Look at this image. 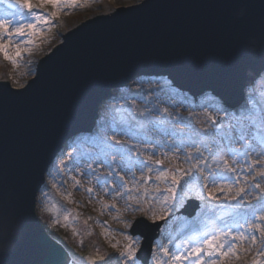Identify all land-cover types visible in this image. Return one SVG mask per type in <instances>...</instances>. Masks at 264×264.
I'll return each instance as SVG.
<instances>
[{
    "label": "water",
    "instance_id": "95a60500",
    "mask_svg": "<svg viewBox=\"0 0 264 264\" xmlns=\"http://www.w3.org/2000/svg\"><path fill=\"white\" fill-rule=\"evenodd\" d=\"M262 73L264 0H144L66 32L25 86L0 81V264H68L36 214L38 193L114 93L154 76L238 110ZM198 208L189 200L181 213ZM141 219L147 254L162 222Z\"/></svg>",
    "mask_w": 264,
    "mask_h": 264
},
{
    "label": "snow or ice",
    "instance_id": "6c2138e0",
    "mask_svg": "<svg viewBox=\"0 0 264 264\" xmlns=\"http://www.w3.org/2000/svg\"><path fill=\"white\" fill-rule=\"evenodd\" d=\"M78 3L79 0H0V55L5 61L18 66V61L28 52V46L34 45L36 38L43 35V30L52 26L58 11L71 9ZM44 9L52 11L45 14L41 11ZM22 37L24 39H20ZM154 83L160 87L141 90L140 94L131 97L141 100L145 108L126 104L113 110L111 118L101 127L102 134L98 133L87 141L94 151L80 154L73 151L68 154L67 160H60L57 175L61 176V180L59 185L53 184V188L59 190L65 185L62 171L67 169L76 173L69 176L73 188L79 189L77 176L91 177L107 195L114 200H123L125 210L142 212L144 208L141 205L148 202L159 203L167 213H176L185 207L186 201H199V211L192 219L183 218L176 233L168 230L169 221L165 225H156L170 247L157 238L152 242L155 248L147 254L142 247L144 235L136 229L142 225L151 228L152 225L143 219L121 220L115 203L108 205L100 201L104 208L117 212L114 220L120 221L124 229H130L115 230L120 231L125 240L122 245L119 241L111 245L118 249L117 264H232L233 258L240 259L238 243L244 242L258 246L257 257H264V163L259 159L255 162L247 159L249 152L258 158L264 157V115L254 112L227 113L223 107L213 108L216 112H225L226 118L207 116L208 126L198 128L191 115L185 117L177 113L173 117L169 112V107L175 108L178 104L186 109L191 107L186 98L181 97L170 82L157 80ZM162 94L165 96L163 101ZM160 103L169 107L161 108ZM177 124L181 127L176 128ZM150 128L177 139L171 143H158L145 135ZM121 137L134 143H127ZM234 143L243 144V150L233 148ZM141 144L152 147L142 150L139 147ZM160 148L167 149L164 153L166 159H171L168 152L183 154V162L190 167H162L163 159H152ZM142 152L148 153L147 159L141 158ZM222 154L233 158L232 165L241 163L246 167L237 169L230 166ZM213 157L220 158L215 171L212 169ZM93 164L104 165L108 169L107 175H97ZM134 170H139L142 175L139 179L131 175L129 186L119 173L130 174ZM245 177H251V180ZM85 191L91 195L93 188L88 187ZM221 195L224 197L222 201ZM64 198L68 203L73 202L70 192ZM132 200L138 202L135 207L131 204ZM69 219V215H64L65 222ZM72 219L75 222L76 217ZM151 220L155 225L157 221L165 220V215L153 211ZM87 223L88 220H85L84 224ZM104 228L102 235L107 238L111 230L106 223ZM78 234L73 232V235ZM169 256L170 260L167 259ZM88 259L90 264H96L105 257L97 255ZM251 264H264V259L254 258Z\"/></svg>",
    "mask_w": 264,
    "mask_h": 264
},
{
    "label": "rangeland",
    "instance_id": "374dc122",
    "mask_svg": "<svg viewBox=\"0 0 264 264\" xmlns=\"http://www.w3.org/2000/svg\"><path fill=\"white\" fill-rule=\"evenodd\" d=\"M142 1L144 0H79L77 6L71 9L58 11V16L53 21L52 26L43 30V35L36 38L37 42L34 45L28 46V52L18 61V66L5 61L2 55H0V81L9 82L15 88H22L35 75L36 67L40 59L47 55L62 41V36L66 32L94 16L110 14L119 7H127L139 4ZM41 11L47 14V12L52 11V9H44ZM20 39L24 38L22 37ZM14 51L15 49L13 48V54ZM157 80L170 82L171 86L180 93L181 97L186 98V102L192 105L186 109L181 104H178L175 108H171L166 103H160L159 107H169V112L173 115V117L177 113L185 117L191 115L193 117V122L196 123L198 128L208 126L206 121L207 116L226 118L225 112H254L257 115H264V73L261 74L260 78L255 82L254 87L252 88L250 102L238 110L231 106H225L220 100L214 97L193 96L189 92H185L177 88L173 82L167 78L154 76L140 77L111 96L106 105L100 111V119L96 121L93 132L90 133L79 145L66 152L62 159L67 160L68 154L72 153L73 151H75L77 154L90 153L94 151L93 146L87 141L96 134L101 133L102 125L106 120L111 118L113 110L119 105L126 104H133L135 108L138 109L145 108L146 105L141 100H133L131 97L140 94L141 90H152L150 88L149 82ZM164 99L165 96L162 95L161 101ZM201 105L210 106L201 107ZM219 107H223L225 112H216L213 110V108ZM153 115L156 116L158 113H153ZM175 127L180 128L181 126L177 124ZM145 135L149 138H154L158 143H171L174 139H177L176 137L170 135H164L162 131H158L156 128L147 129ZM109 136L111 137L110 133ZM121 139L125 140L127 143H134L133 141H127L124 137H121ZM139 147L143 150L146 148H151L152 145L141 144ZM232 147L242 151L244 145L241 143H234ZM187 151L194 150L187 149ZM165 152H167V149L165 148L157 149V155L153 156L152 159H163L164 165H162V167L164 168L175 169L177 167H181L187 169L190 167L189 164L183 162V154L174 155L172 152H168L167 155L168 157H171V159H166L164 156ZM133 155H135V153ZM147 155L148 153L142 152L141 158L147 159ZM222 155L223 158L229 162L230 166H234L237 169L246 167L241 163L232 165L233 158L227 154ZM219 159V157L211 158L213 171L214 169L217 170V162ZM247 159L250 162H255L257 159H259L261 163H264V157L258 158L254 153L251 152H249ZM58 167H60V161L49 167L45 183L38 193L36 204V214L38 218L50 236L68 253V264H90L88 257L97 255L104 256L105 259L103 261H97L96 264H117L116 256L118 254V249L111 247V245L117 241H119L121 245L125 243L123 236L120 235V231H130V229H124L123 224L120 221L114 220L113 217L117 215V212L110 208H104L100 201H103L104 204L108 205L115 203L121 214V220L136 221L138 218L143 217L149 222H152V212L149 213V204L151 203L146 202L141 205V207L144 208V211L142 212L125 210V204L123 200H114L110 195H107L91 177L77 176V179L80 180L79 189L73 188V181L69 179V176L76 175V173H70L67 171V169H63L62 171V177L66 183L58 190L57 188H53V184L59 185L61 180V176L57 175ZM93 168L95 169L97 175L102 177L107 175L108 169L104 165L93 164ZM119 174L124 176L125 180L129 182L130 186L131 175L134 174L137 179H139L142 175L139 170H134V173L130 174ZM145 175L149 174L145 172ZM245 179L251 180V177H245ZM90 180L91 183H89ZM88 187L93 188V193L91 195L85 191V189ZM65 189L67 192L71 193V198L73 200L72 203H68V201L64 198V196L67 194ZM223 199L224 197L221 195L220 200L222 201ZM137 203L138 202L136 200L131 201L133 207H135ZM253 203H255V201H253ZM152 205L154 208H158L153 210L160 211L158 215H160V213L165 215V220H159L157 222H162V225H165V221L167 219H175L169 226H167L168 230L172 233H176L179 230L177 228H180L183 218L192 219L195 216L188 217L187 215L182 214L181 211L183 209L176 213H167L159 203ZM198 211L199 208L197 212ZM64 215L70 216L69 221L65 222L63 220ZM72 217H76L75 222H73ZM85 220H88L87 225L84 224ZM105 223L111 230L110 235L107 238L102 235L105 230ZM74 231L79 234L73 235ZM158 238L165 246L170 247L168 242L165 241L167 239L166 237H164V239L160 238V232ZM153 248H155V245H153ZM241 248L247 249L248 251H246L245 255L240 256L239 260L233 258V264H251L254 258L264 259V257H257L256 255L258 246H250L248 242H244L238 247V252ZM167 259L170 260L171 257L169 256Z\"/></svg>",
    "mask_w": 264,
    "mask_h": 264
},
{
    "label": "bare ground",
    "instance_id": "6f19581e",
    "mask_svg": "<svg viewBox=\"0 0 264 264\" xmlns=\"http://www.w3.org/2000/svg\"><path fill=\"white\" fill-rule=\"evenodd\" d=\"M149 84H150V88L151 89H156V88H159L160 87V85L159 84H157V83H154V81H150L149 82ZM255 84V83H254ZM254 87V86H253ZM162 95H164V94H162ZM161 95V96H162ZM100 117V116H99ZM98 117V119L96 120V121H98L100 118ZM216 169H214V171H215ZM130 186V185H129ZM119 202H121V201H119ZM149 206H150V209H149V213H151V212H153V211H155L157 214L160 212V211H158V210H153V209H158V208H154V206L152 205V203L151 204H149ZM114 211V210H113ZM162 212V211H161ZM160 214H162V213H160ZM173 220H175L174 218H169V219H167L166 221H169L170 223H168L167 224V226H169L170 224H171V222L173 221ZM166 221H165V224H166ZM177 229H179V227L177 228ZM177 229H175V230H177ZM160 238H163L164 239V236H161V234H160ZM166 242H167V239L165 240ZM162 243V242H161ZM163 244V243H162ZM240 246V244L238 243V247ZM244 249V248H243ZM246 254V252H244V251H239L238 252V255L239 256H243V255H245ZM232 264H233V262H232Z\"/></svg>",
    "mask_w": 264,
    "mask_h": 264
}]
</instances>
